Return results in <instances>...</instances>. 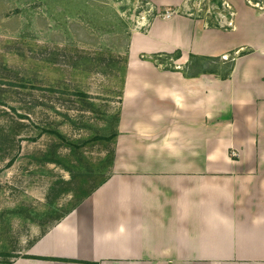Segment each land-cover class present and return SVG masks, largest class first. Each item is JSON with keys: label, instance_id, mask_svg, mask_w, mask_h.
<instances>
[{"label": "crops", "instance_id": "1", "mask_svg": "<svg viewBox=\"0 0 264 264\" xmlns=\"http://www.w3.org/2000/svg\"><path fill=\"white\" fill-rule=\"evenodd\" d=\"M229 1L227 30L173 15L131 36L123 103L142 134L137 159L24 251L69 261L11 264H264V10ZM175 49L233 55L230 74L186 77L137 58Z\"/></svg>", "mask_w": 264, "mask_h": 264}, {"label": "rangeland", "instance_id": "2", "mask_svg": "<svg viewBox=\"0 0 264 264\" xmlns=\"http://www.w3.org/2000/svg\"><path fill=\"white\" fill-rule=\"evenodd\" d=\"M167 14L233 27L229 0H0V264L30 258L43 232L134 164L142 134L123 103L130 38ZM223 17L230 25H210ZM182 55L137 58L192 77L223 76L234 57Z\"/></svg>", "mask_w": 264, "mask_h": 264}, {"label": "trees", "instance_id": "3", "mask_svg": "<svg viewBox=\"0 0 264 264\" xmlns=\"http://www.w3.org/2000/svg\"><path fill=\"white\" fill-rule=\"evenodd\" d=\"M209 25V24H208ZM210 25H212V26H215V27H220V25L216 22L215 24H210ZM190 57L191 58H194V59H199L197 56H195V55H190ZM155 61H156V59H155ZM232 67V66H231ZM230 71H231V68L225 73V74H223V78H226L229 74H230ZM203 73H214V71H212V70H204V71H202ZM200 74H202V73H200ZM188 76H194V74L193 75H188ZM108 138H110V137H108ZM88 195H86V196H83V198H82V200L84 199V198H86ZM81 202V201H80ZM16 257V256H15ZM18 257V256H17ZM27 257H30V258H36V259H48V260H58V261H69V260H65V259H55V258H45V257H39V256H27ZM12 263V261H8L6 264H11Z\"/></svg>", "mask_w": 264, "mask_h": 264}, {"label": "built area", "instance_id": "4", "mask_svg": "<svg viewBox=\"0 0 264 264\" xmlns=\"http://www.w3.org/2000/svg\"><path fill=\"white\" fill-rule=\"evenodd\" d=\"M164 16L167 17V16H169V14L164 15ZM223 19H225V20H223ZM221 20H222V21H221ZM219 22H220V23H223L224 25H225V24L227 25V23L230 25V22H231V21H228V22H227L226 18L223 17V18H221V19L219 20ZM224 22H225V23H224ZM226 22H227V23H226ZM223 24H222V25H223ZM224 57H225V56H224ZM224 57H223V58H224Z\"/></svg>", "mask_w": 264, "mask_h": 264}]
</instances>
